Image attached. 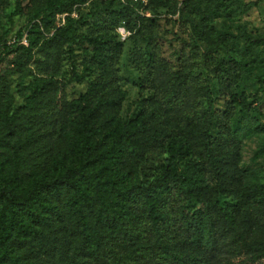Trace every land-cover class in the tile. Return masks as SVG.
Listing matches in <instances>:
<instances>
[{"label":"trees","instance_id":"1","mask_svg":"<svg viewBox=\"0 0 264 264\" xmlns=\"http://www.w3.org/2000/svg\"><path fill=\"white\" fill-rule=\"evenodd\" d=\"M86 1L19 0V6L27 4L29 36L20 31L6 53L32 58L38 48L43 75L50 78L38 80L26 104L0 108V264H68L70 254L78 264H262L264 186L246 183L240 163L245 139L264 133V126L253 114L257 106L239 98L248 73L233 55L239 37L213 25L262 0L247 6L241 0H184L183 10L178 0H147L179 12L204 44L203 53L224 52V58L213 63L216 90L198 86L188 71L162 57L154 30L141 62V89L151 95L124 123L121 78L107 73L125 48L117 29L144 30L149 19L137 12L148 5L95 1L79 15ZM66 15L44 36L57 16ZM76 48L85 53L87 69L101 75L70 103L57 78L62 56H73ZM215 91L229 100L225 110L214 106ZM177 138L195 148L192 168L182 172L168 164L154 180L139 181L147 150ZM34 154L41 159L31 160ZM228 197L237 204L224 205Z\"/></svg>","mask_w":264,"mask_h":264},{"label":"rangeland","instance_id":"2","mask_svg":"<svg viewBox=\"0 0 264 264\" xmlns=\"http://www.w3.org/2000/svg\"><path fill=\"white\" fill-rule=\"evenodd\" d=\"M95 1L102 0H87L79 6L80 8L77 6L79 15L88 12ZM183 1L178 0V10L184 9ZM241 1L247 6L257 0ZM143 3L148 7H143L137 14L149 19L143 22L145 29L132 33L124 27L117 29L120 40L125 42V48L107 73V76L117 75L121 78L120 86L126 94L119 117L122 123L138 111L143 99L151 95L149 91L141 89V83L146 74L141 62L145 60L147 53L145 39L149 38L150 34L153 35L154 30L158 34L157 42L162 57L177 69L183 68L188 71L198 86L212 84L216 90L217 80L212 72L213 63L216 59L224 58V52L203 53L204 44L197 41L189 25L180 19L179 12L173 15L168 8H158L156 1L151 5L147 0H143ZM26 6V2L19 6V0L0 1V108L7 106L10 111L27 103L39 79L50 78L43 75V69H41L43 57L38 48L32 50V58L28 55L21 57L19 52L6 53L5 46L17 41L20 31H23L26 37L29 36L27 31L29 13ZM70 17L78 19L73 15ZM66 19L67 15L57 16L54 26L48 25V30H43L44 36H49L54 27L62 26ZM213 25L219 32H227L239 37L233 55L248 66V73L240 83L239 98L253 104L252 109L257 106L258 110L253 114L258 119L259 125L264 126V0L256 8L245 10L244 7H240L227 15L219 16L213 20ZM84 29L80 27L78 31ZM28 44V42L23 43L26 47ZM82 51L76 48L73 56L67 53L62 56L61 74L57 79L65 86L70 103L77 102L87 91L89 84L101 75L100 71L87 69L84 59L86 55ZM74 66L78 74L83 75V82H77L74 79L72 69ZM228 101L215 91L214 106L217 109L225 110ZM235 110L238 116L243 115L239 107H235ZM248 115L251 116L245 113L246 118ZM71 138L72 135L67 136V141L72 140ZM196 154L195 148L180 138L168 139L165 146L155 145L147 150V154L138 167V179L139 181L154 180L168 164H176L180 171L187 172L196 161ZM34 157L41 159L38 154L32 155L30 159ZM240 167L246 183H260L264 186V133L258 132L245 139ZM60 168H63V164ZM31 172L33 171L27 172L28 176ZM236 202L233 197L222 199L224 205H235ZM74 256L69 255L68 264H78ZM41 257L45 258L43 253ZM59 264L64 263L60 260Z\"/></svg>","mask_w":264,"mask_h":264},{"label":"built area","instance_id":"3","mask_svg":"<svg viewBox=\"0 0 264 264\" xmlns=\"http://www.w3.org/2000/svg\"><path fill=\"white\" fill-rule=\"evenodd\" d=\"M26 43V42H25Z\"/></svg>","mask_w":264,"mask_h":264}]
</instances>
